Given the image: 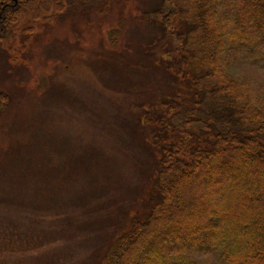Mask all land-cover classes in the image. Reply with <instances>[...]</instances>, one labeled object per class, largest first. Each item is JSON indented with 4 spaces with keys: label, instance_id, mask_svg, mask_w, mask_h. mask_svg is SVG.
Instances as JSON below:
<instances>
[{
    "label": "rangeland",
    "instance_id": "obj_1",
    "mask_svg": "<svg viewBox=\"0 0 264 264\" xmlns=\"http://www.w3.org/2000/svg\"><path fill=\"white\" fill-rule=\"evenodd\" d=\"M164 1L101 0L0 42V264H98L148 212L159 142L180 128L158 121L180 118L201 91L171 36L141 14ZM235 14L218 18L222 67L264 105V66L231 38ZM190 256L223 264L212 250Z\"/></svg>",
    "mask_w": 264,
    "mask_h": 264
},
{
    "label": "trees",
    "instance_id": "obj_2",
    "mask_svg": "<svg viewBox=\"0 0 264 264\" xmlns=\"http://www.w3.org/2000/svg\"><path fill=\"white\" fill-rule=\"evenodd\" d=\"M100 3L0 0V40L22 43L34 34L35 22ZM232 12L231 38L264 66V0H165L141 13L171 36L201 91L180 118L158 121L164 130L180 128L178 139L159 142L148 212L131 220L98 264H202L190 256L195 250H212L223 264H264V105L222 67L227 39L218 18ZM115 34L109 32L113 42ZM229 224L235 234L225 233ZM182 229L186 236H178ZM205 235L210 239L202 240ZM159 240L169 249H157Z\"/></svg>",
    "mask_w": 264,
    "mask_h": 264
}]
</instances>
